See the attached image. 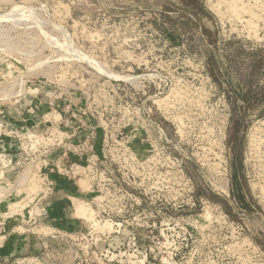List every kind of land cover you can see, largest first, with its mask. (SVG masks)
<instances>
[{"label": "rangeland", "instance_id": "rangeland-1", "mask_svg": "<svg viewBox=\"0 0 264 264\" xmlns=\"http://www.w3.org/2000/svg\"><path fill=\"white\" fill-rule=\"evenodd\" d=\"M261 1L0 0V264H264Z\"/></svg>", "mask_w": 264, "mask_h": 264}, {"label": "bare ground", "instance_id": "bare-ground-1", "mask_svg": "<svg viewBox=\"0 0 264 264\" xmlns=\"http://www.w3.org/2000/svg\"><path fill=\"white\" fill-rule=\"evenodd\" d=\"M260 1H261V0H260ZM226 2H227V1H226ZM232 2H233V1H232ZM234 2H235V1H234ZM241 2H243V1H241ZM261 2H262V1H261ZM235 3H236V2H235ZM220 4H221V3H220ZM241 4H242V6L245 5L244 3H241ZM260 4H261V3H260ZM233 5H235V4L233 3ZM236 5H237V3H236ZM229 6H231V5H229ZM229 6H228V7H229ZM250 6H251V5H250ZM253 6H254V5H253ZM232 7H233V6H232ZM232 7H231V8H232ZM240 7H241V6H240ZM234 8H235V6H234ZM234 8H233V9H234ZM244 8H245V6H244ZM246 8H247V7H246ZM237 9H238V8H237ZM247 9H248V8H247ZM250 9H251V8H250ZM246 11H247V10H246ZM250 14H253V13H250ZM254 15H257V14H254ZM254 15H253V16H254ZM253 134H254V133H253ZM258 136H259V135H258Z\"/></svg>", "mask_w": 264, "mask_h": 264}]
</instances>
